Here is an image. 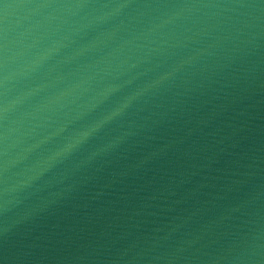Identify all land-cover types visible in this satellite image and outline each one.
<instances>
[{"label": "water", "instance_id": "water-1", "mask_svg": "<svg viewBox=\"0 0 264 264\" xmlns=\"http://www.w3.org/2000/svg\"><path fill=\"white\" fill-rule=\"evenodd\" d=\"M0 264H264V0H0Z\"/></svg>", "mask_w": 264, "mask_h": 264}]
</instances>
